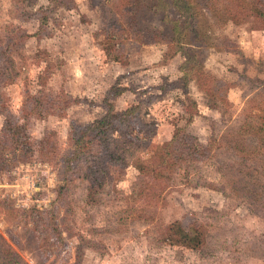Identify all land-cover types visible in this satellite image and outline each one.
I'll return each instance as SVG.
<instances>
[{"label":"rangeland","instance_id":"374dc122","mask_svg":"<svg viewBox=\"0 0 264 264\" xmlns=\"http://www.w3.org/2000/svg\"><path fill=\"white\" fill-rule=\"evenodd\" d=\"M33 1L0 0V236L27 264H264V207L231 182L250 183L238 163L264 136V0H189L196 32L182 44L201 63L186 90L175 8L165 17L149 0H65L42 25L52 4ZM108 102L139 104L141 120L129 140L113 132L124 161L107 163L92 197L86 155L67 172L65 158L71 134ZM6 114L32 151L9 147ZM171 151L177 165L154 155ZM253 159L264 180V149ZM141 162L164 163L161 175H143ZM176 220L202 234L200 248L166 240Z\"/></svg>","mask_w":264,"mask_h":264},{"label":"trees","instance_id":"16d2710c","mask_svg":"<svg viewBox=\"0 0 264 264\" xmlns=\"http://www.w3.org/2000/svg\"><path fill=\"white\" fill-rule=\"evenodd\" d=\"M65 0H50L52 8L45 12L40 17V22L42 25L48 23L50 13L54 9L64 5ZM149 4L155 8L157 11H163L165 17L168 15V12L171 8H175L179 15V18H175L173 23V33L174 36L170 43H173V47L176 48L175 51H181L185 56V61L182 63L180 70L183 75L180 77L183 80L185 90L189 82V70H194L197 67H200L201 61H197L196 58L200 55V51L193 52L191 49L184 50L183 40L186 38L185 31L188 35L190 32L189 27L192 25V18L195 15V8L190 5L189 0H149ZM211 1V0H210ZM238 1V0H234ZM20 2H29L33 4V0H20ZM258 5V4H257ZM212 6V3H211ZM258 7V6H257ZM180 22L184 23V27L180 25ZM113 33L120 31L119 28L115 26L114 29H111ZM193 31L194 30L193 27ZM191 31V33L193 32ZM121 33V31L119 32ZM190 33V34H191ZM114 88V87H113ZM119 90L115 92L118 94ZM139 104L131 105L129 108L122 112H116L114 104L108 102V111L107 113L94 120L93 123L87 125L85 128L80 130H75L71 134V140L73 144V152L71 156L65 158V167L64 172L72 169L73 162H78L81 160L83 155H86V168L83 172L84 178L88 180L89 191L92 193L91 196H94V193L99 192L107 182V175L110 170L107 166V163L114 164L120 163L123 160L124 150L119 146V141L117 138H114L113 132L120 130V134L124 136L125 140H129L128 129L131 124L135 121L141 120L139 117ZM7 112L6 109L0 108V113ZM7 121L5 123V136L11 141L9 147L12 150L22 149L24 152L27 150L32 151L31 138L27 132L26 127L20 123L17 119H14L9 114H6ZM264 124V122H263ZM261 127H253V131L259 132ZM263 130V129H262ZM248 131V130H246ZM252 132V130H251ZM173 139L177 140L176 134ZM252 150L247 152L238 165L242 167H237V173L245 174L251 171L252 180L250 183H244L242 186L238 185L236 179H232L233 189L240 196H244L251 201L252 205L264 207V180H260L258 176H255L257 168L259 166L258 162H255L253 159L254 155H257L260 152V149H264V136H261L259 140H254L251 144ZM245 151V149H244ZM246 152V151H245ZM154 155L160 157V160L168 161L167 165H177V160L174 157L172 151L169 153L161 154L155 152ZM122 163V162H121ZM164 163H157L156 167H151L150 164L146 162H141L138 164V169L143 175L150 171V168L155 170L157 175H161L162 171L160 170ZM255 177V178H254ZM254 178V179H253ZM170 231L166 237L171 244H179L192 248H200L203 244V236L198 232H190L186 229L183 223L179 220H176L170 226ZM199 230V229H198ZM0 264H27L25 263L18 253L0 236Z\"/></svg>","mask_w":264,"mask_h":264}]
</instances>
